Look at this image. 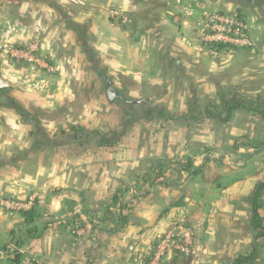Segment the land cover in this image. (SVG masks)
I'll return each mask as SVG.
<instances>
[{"label":"crops","instance_id":"1","mask_svg":"<svg viewBox=\"0 0 264 264\" xmlns=\"http://www.w3.org/2000/svg\"><path fill=\"white\" fill-rule=\"evenodd\" d=\"M109 6L119 17L111 16ZM234 10L247 20L254 46L227 53L218 62L217 55H209L200 45L199 28L206 14ZM0 26H7L0 38L9 43L38 41L56 68L46 80V75L32 72L39 75L37 81H51L46 92L22 87L14 93L25 104L18 106L41 119L36 123L7 121L5 88L11 83L0 76L7 84L0 88V264H7L3 250L14 230L19 228L22 243L27 228L23 215L8 210L3 201L32 194L42 201L50 197L49 203L39 201L36 207L41 213L36 224L53 221L50 231L37 232L33 241L44 264H140L178 217H185L195 234L196 256L191 264H229L264 242L254 241L248 199L264 181L261 157L255 154L249 160L235 161L233 167L228 160L225 171L217 170L214 156L201 153L194 160L188 151L189 146L200 147L201 140H206L187 141L181 128V119L188 117L185 114L200 113L198 102L203 97L226 92L264 96V0H0ZM129 50L130 62L125 52ZM136 63L144 68H131ZM109 66H115L116 96L120 88L129 92L120 97L136 102L163 98L158 111L166 115L163 132L153 130L146 140L134 133L117 140L103 137L93 142L89 138L93 147L75 167L61 170L55 164L46 171L41 167L28 178L19 167L33 158L31 154H36V160L47 154L46 145L51 147L52 161L61 160L57 151L61 141L56 135L60 126L80 127L84 122L80 124L84 129L100 128L91 125L95 122L92 99L103 98L106 108L103 94L112 81ZM167 114L185 117L168 118ZM190 122L189 129L198 126ZM69 140L79 141L73 135ZM94 145L100 149L96 151ZM233 156L242 154L238 151ZM177 157L187 158L186 164H171ZM93 160L97 170H91ZM140 183L142 191L137 188ZM65 185L68 191L53 194L54 187ZM117 192L124 196L122 203L127 198L134 201L122 226H117L116 219V229L103 222L87 235L72 232L75 220L71 217ZM80 194H84L82 201ZM134 194L141 196L132 198ZM65 198L73 205H61Z\"/></svg>","mask_w":264,"mask_h":264},{"label":"rangeland","instance_id":"2","mask_svg":"<svg viewBox=\"0 0 264 264\" xmlns=\"http://www.w3.org/2000/svg\"><path fill=\"white\" fill-rule=\"evenodd\" d=\"M110 9L111 16H114L113 18L117 17L118 15L115 14L116 9L114 7H108ZM237 11V10H234ZM238 12V11H237ZM243 16V15H242ZM119 17V16H118ZM244 17V16H243ZM112 18V17H111ZM245 19V17H244ZM246 20V19H245ZM246 23L248 24L247 20ZM249 26V25H248ZM7 26H0V32L3 36L4 31H7ZM250 30V28H249ZM0 34V36H1ZM1 36V37H2ZM199 43L202 47H204L206 50L207 46L203 43H201V40L199 39ZM13 43L7 42V38L5 40H2L0 38V76L3 78V80L8 83L9 81L11 83L10 88L2 87L3 89L7 90V121H14V122H20V121H27L29 123H36L40 118H37L35 114H32L33 112L27 110L25 107H20L18 104H22V106H25V104L17 98V95H15V91L18 89L22 90L23 88H28L30 91H38V92H46L47 90L51 89L52 84L51 81L49 84L42 81H37L39 78V75H34L32 72L40 73L41 75H46L44 79L46 80L48 77H50L49 72H44L43 70H39L37 68H34L31 65H28L26 63L17 62L13 60L10 55L7 53V47L12 45ZM128 52L126 55V59L130 62L132 58L131 50L125 51ZM236 52V51H235ZM234 52V53H235ZM208 54H210V51L208 50ZM232 54V53H229ZM229 54H217L216 60L218 62H222L224 57H228ZM142 60H139L138 62H141ZM131 68L136 69H143V66L133 64L130 65ZM115 66H109L108 68V77L112 79V81L109 83V86L107 87V91L104 95L107 97V106L105 108V105L103 104V98L99 101V99H95L93 97L92 99V109L95 112L93 121L91 125L95 126L97 124L100 126L98 130H94L95 128H92V130H87L81 127L80 123L78 126L74 127H59L57 132V137H59L61 144L58 146L57 151H59L61 160L58 162H53V156L51 154V147L46 145L44 147L47 152L44 155L38 157L36 160V154H31L32 157H27L28 159L23 161L21 166L19 168L25 169L27 172V175L29 174L31 176L32 173H36L37 170H39L41 167L45 169V171L52 167L55 164H58L61 168V170H66L68 167L73 165L74 167L78 164V160L82 159L83 153L85 151H88L93 147V145H90L88 143L89 138L93 139V142L96 140H101L103 137H107L112 140L117 139H123V137H131L134 133L139 139L146 140L148 137H150V133L153 130L161 129L163 130V121L165 120L166 115H160L158 111L159 108L163 107V98H143L141 100H133L129 97H120V93H123L127 95L129 92L127 89H119L118 96L115 97L114 100H110L108 97V88H116V77L114 72ZM44 72V73H43ZM25 78V79H24ZM28 79V80H27ZM27 80V81H26ZM9 84V83H8ZM1 88V89H2ZM116 90V89H115ZM204 92L206 91L203 89ZM227 91L229 89H226ZM227 97H229L230 93L226 92ZM102 96V97H103ZM22 102H20V101ZM12 101L14 103L13 107H9V102ZM221 99L218 96L215 97H203L199 100L198 105L200 106V113H194V114H185L188 116L187 118L181 119L182 123L181 128H183V132L186 136L187 141L199 139L197 137H200V139H205L206 142H203L201 140L200 147L197 146H189L188 151H190V155H192L193 159L195 160L198 154L203 153L206 155L207 153L212 158L214 156L216 163L213 164L215 169H220L221 171H225V163L228 160H231L230 166L233 167L234 162L242 160L246 161L251 158L252 155H259L261 157V163L263 162V168H264V114L261 112H253V111H246L242 110L244 112L237 113L232 117L229 121H223L220 117H213L209 116L208 112L209 110H212L213 113H225L221 112ZM18 103V104H17ZM217 105H219L217 107ZM11 108V109H9ZM264 108V107H263ZM28 111V112H27ZM175 115V114H174ZM185 115L183 117H185ZM97 117V118H96ZM210 118L211 120H208ZM193 121L195 123H198V126H194L193 128H188L190 125V121ZM87 123V120L85 121ZM189 123V124H188ZM50 134H52L53 130L50 129ZM163 132V131H162ZM74 136L76 140H79L77 142H71L69 140V136ZM134 135V136H135ZM86 140V141H85ZM189 144V142H187ZM38 146V145H37ZM96 151L100 149L98 146H95ZM13 148L18 149L19 146H14ZM13 149L14 151H16ZM95 149H92L91 153H95L98 155V153L95 151ZM240 151L242 154V157H236L233 156L236 154V152ZM29 155V156H31ZM55 157V155H54ZM33 159V160H29ZM97 159V157L95 158ZM185 159V160H184ZM184 160V161H182ZM176 161V162H175ZM174 162L171 164H182L185 165L187 162V158H180L177 157ZM229 164V162H227ZM98 163H96L94 160L91 163V170H97ZM213 168L211 167V170ZM168 170H165V172ZM146 174V173H145ZM214 176H217L213 174ZM213 176V177H214ZM146 178V177H145ZM217 178V177H216ZM48 180V179H47ZM216 181H220L219 179H215ZM137 181L134 183L137 185ZM143 184H138L137 188H140L141 191L143 190L142 187H140ZM57 187V186H56ZM144 187V186H143ZM70 188L65 186H58V188H53L52 192L53 194H63L65 191H68ZM115 196V198H114ZM134 197L138 199L140 198V194H134ZM79 199L84 197V194L79 195ZM121 197L124 198L122 194L119 192L114 193L111 197L108 199L103 200L102 202H97L89 207H84L80 210L79 213H76L73 217L75 222H73V225L71 226L72 232L81 235L83 233L93 231L97 227H99L100 224L103 222H108L113 225V227H116V223L114 220L118 219L120 215H123L122 212L118 213V204L116 202V199L118 198V201H121ZM70 198H65V200H60L61 205H73V201L69 200ZM50 202V197H46L43 201L42 199H38L37 196H34L33 194L30 195L26 199H18L16 197H7L5 199V202L7 205V209L14 212H19L23 215V211L29 210L32 207H34V215H33V222L27 223L26 218L23 215L26 223V235L24 242L21 243L18 232L19 228L17 230H14V234L12 235V239L7 243V247L5 250H3V255L7 256V264L10 262L11 264H36V260L39 261L41 264H44L43 258L37 254L36 247L33 245V241L36 238L37 232H41L42 230L46 232V230L50 228V224L53 223V221H48L46 224L38 223L36 224L37 220H39V217H41V213H37L36 207L41 205V202ZM124 202H127V205L130 203H134V201L131 202L130 198L124 199ZM84 202V201H83ZM18 205V206H13ZM37 207V208H38ZM73 209V208H72ZM129 209V208H128ZM71 210V209H69ZM252 210V208H251ZM73 211V210H72ZM260 213L264 216V205L262 203L260 208ZM83 215L86 216V219L88 222H83ZM124 215H127L126 212H124ZM49 219H51V216L49 214ZM184 219L185 224L189 226L192 229L193 236L195 238V234L193 231V228L190 224V222L185 217H178L174 221H181ZM62 221L69 220L65 218H61ZM60 220V221H61ZM117 226L121 225L120 219L117 221ZM174 223V222H173ZM173 225V224H172ZM172 225L168 228L170 229ZM86 229V231H85ZM50 231V230H49ZM47 231V232H49ZM81 233V234H80ZM166 233V232H164ZM163 233V234H164ZM163 234L160 236L163 237ZM82 236V235H81ZM159 239V237L156 239V241ZM264 239V238H263ZM261 243V242H260ZM194 246H196V240L194 242ZM22 249V250H21ZM195 252L192 254H184L180 252H173L172 255L166 258V261L163 264H172L171 261L174 256L180 255V261L185 260L187 258H190V264L193 260H195L196 256V247ZM23 251V253L21 252ZM257 257L256 260L248 263V264H264V242L257 245ZM25 254L24 258L23 255ZM150 257V253L147 254L145 257L142 258V260L146 261V258ZM181 263V262H180Z\"/></svg>","mask_w":264,"mask_h":264},{"label":"built area","instance_id":"3","mask_svg":"<svg viewBox=\"0 0 264 264\" xmlns=\"http://www.w3.org/2000/svg\"><path fill=\"white\" fill-rule=\"evenodd\" d=\"M198 37L213 55L234 53L254 46L249 26L242 14L237 11H216L206 14L200 25ZM7 53L17 62L49 73L56 71L53 63L43 52L41 44L36 40L12 44L7 47ZM156 242L153 253H150V260L141 259L140 264H163L173 252L187 255L195 252V238L184 219L176 221ZM36 264L41 263L36 260Z\"/></svg>","mask_w":264,"mask_h":264},{"label":"trees","instance_id":"4","mask_svg":"<svg viewBox=\"0 0 264 264\" xmlns=\"http://www.w3.org/2000/svg\"><path fill=\"white\" fill-rule=\"evenodd\" d=\"M115 99V98H114ZM113 99V100H114ZM221 104V112L225 113H213L212 110H209L208 115L211 117H220L223 121H229L237 111L246 110L253 112H261L264 114V96H246V95H237L231 94L227 97L226 94L220 96ZM184 115H171L167 114L168 118L174 117H183ZM264 196V181L258 183L254 190L249 194L248 199L252 207V214L250 219L251 228L254 231V241H259L264 238V216L260 213V208L262 205V198ZM115 198V196H114ZM118 204V213L122 212L123 215H120L118 219L121 221V226L124 224L127 215H124V212L129 208L127 203H120L118 198L116 199ZM34 207L29 210L23 211V215L26 218L27 223L33 222L34 215ZM119 213V214H120ZM157 242H155L154 247ZM153 247V248H154ZM153 253V250L152 252ZM257 246L253 247V250L248 254H240L236 256L229 264H248L256 260L257 257ZM180 255H176L173 257L171 263L172 264H190L191 259L187 258L185 260L180 261ZM150 257L146 258V261H149ZM181 262V263H180Z\"/></svg>","mask_w":264,"mask_h":264},{"label":"water","instance_id":"5","mask_svg":"<svg viewBox=\"0 0 264 264\" xmlns=\"http://www.w3.org/2000/svg\"><path fill=\"white\" fill-rule=\"evenodd\" d=\"M7 84L2 80V78L0 77V88L2 87H6ZM108 97L110 100H113L116 97V90L112 87L108 88Z\"/></svg>","mask_w":264,"mask_h":264}]
</instances>
